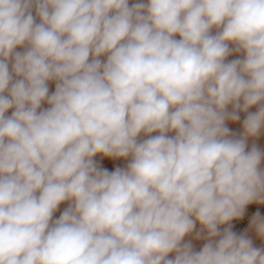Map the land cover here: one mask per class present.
Returning <instances> with one entry per match:
<instances>
[{
	"label": "clouds",
	"instance_id": "9594fccd",
	"mask_svg": "<svg viewBox=\"0 0 264 264\" xmlns=\"http://www.w3.org/2000/svg\"><path fill=\"white\" fill-rule=\"evenodd\" d=\"M262 130L264 0H0V264H264Z\"/></svg>",
	"mask_w": 264,
	"mask_h": 264
},
{
	"label": "rangeland",
	"instance_id": "374dc122",
	"mask_svg": "<svg viewBox=\"0 0 264 264\" xmlns=\"http://www.w3.org/2000/svg\"><path fill=\"white\" fill-rule=\"evenodd\" d=\"M17 50L18 51H22L23 49H17ZM101 59H106V57H102ZM50 89L54 90V82H50ZM42 107H47V104L45 103ZM228 110L231 111L232 109L229 107ZM240 114H244V113H240ZM242 122H243V120H242ZM241 132H242V129L240 131H238L237 134L239 135ZM145 138L146 137L142 133L141 136L138 139H145ZM254 140H255V143H257V146L259 148L262 147L261 149L264 150V130H262L260 136L257 137V138H254ZM250 149L251 148H249V150ZM95 159L97 161H100L103 164V166L108 167L110 170H114V168L116 166H121V167L126 166V165L122 164L121 160L109 162L106 158H103L101 156H97ZM67 206H68L67 202H65L64 204L60 205V207L57 210V212L54 213L53 219H57L59 217V215L61 214V212L64 210V208H66ZM263 210H264V205H263ZM199 230H200V225L197 223L196 228L194 229L193 233L185 237V242L191 241V243L193 244L194 250H197V251L200 250V248H202L203 244L207 242L205 239H202L201 237L200 238L196 237V232L199 231ZM249 237L253 238L252 240L254 242V246L258 247V245L260 243L264 242V241H262V240H260L258 238H255L254 236H249Z\"/></svg>",
	"mask_w": 264,
	"mask_h": 264
},
{
	"label": "built area",
	"instance_id": "2783aa9c",
	"mask_svg": "<svg viewBox=\"0 0 264 264\" xmlns=\"http://www.w3.org/2000/svg\"><path fill=\"white\" fill-rule=\"evenodd\" d=\"M242 55H243L242 53H239V54L234 53L228 59L230 60V59L240 58V57H242ZM229 107L231 108V106H229ZM240 113H244V112H240ZM249 145H250V139L248 141V150H249ZM257 211H259L261 213V215L264 216L263 205L253 203V204L247 206L245 209L244 216L239 220H233L231 222L233 231L237 232V234H246V233L250 232L251 230L248 228V225H249L252 217L254 216V214ZM227 226L228 225H221L220 226L221 231L223 230V228H225Z\"/></svg>",
	"mask_w": 264,
	"mask_h": 264
},
{
	"label": "bare ground",
	"instance_id": "6f19581e",
	"mask_svg": "<svg viewBox=\"0 0 264 264\" xmlns=\"http://www.w3.org/2000/svg\"><path fill=\"white\" fill-rule=\"evenodd\" d=\"M213 32H215V29H213ZM250 111H256V108L253 107L252 109H250ZM246 115H247V113H246V114H240V116H241V120H240L239 122L235 123V124H233L232 122H227V123H228V126H229L230 128H232V129L237 133L238 131H240V130L242 129V120L244 119V117H245ZM253 144H256V145H257V143H255V140L252 139V138H250V145H249L250 147H249V148H251ZM261 148H262V147H261ZM99 158H100V157H99ZM129 159H130V158H129ZM121 162H122L123 165H126V164L128 163L127 160H121ZM261 168H264V161H262V163H261ZM204 235H206V233H205ZM201 238L204 239V238H203V235L201 236ZM249 238H250V237H249ZM251 239H253V238H251ZM253 243H254V242H253ZM258 247H264V242L260 243V244L258 245Z\"/></svg>",
	"mask_w": 264,
	"mask_h": 264
},
{
	"label": "crops",
	"instance_id": "0c3cea01",
	"mask_svg": "<svg viewBox=\"0 0 264 264\" xmlns=\"http://www.w3.org/2000/svg\"><path fill=\"white\" fill-rule=\"evenodd\" d=\"M248 236H254L255 238H257L256 237V235H255V233H254V231H250V232H248V233H246Z\"/></svg>",
	"mask_w": 264,
	"mask_h": 264
}]
</instances>
